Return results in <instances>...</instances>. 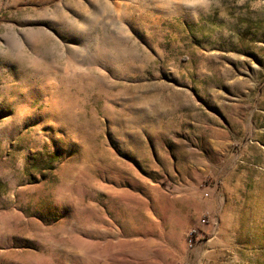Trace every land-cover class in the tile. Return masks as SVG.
<instances>
[{"label": "rangeland", "instance_id": "obj_1", "mask_svg": "<svg viewBox=\"0 0 264 264\" xmlns=\"http://www.w3.org/2000/svg\"><path fill=\"white\" fill-rule=\"evenodd\" d=\"M0 264H264V0H0Z\"/></svg>", "mask_w": 264, "mask_h": 264}, {"label": "built area", "instance_id": "obj_2", "mask_svg": "<svg viewBox=\"0 0 264 264\" xmlns=\"http://www.w3.org/2000/svg\"><path fill=\"white\" fill-rule=\"evenodd\" d=\"M191 234H193V230L191 231Z\"/></svg>", "mask_w": 264, "mask_h": 264}, {"label": "trees", "instance_id": "obj_3", "mask_svg": "<svg viewBox=\"0 0 264 264\" xmlns=\"http://www.w3.org/2000/svg\"><path fill=\"white\" fill-rule=\"evenodd\" d=\"M193 233H196L195 230H193Z\"/></svg>", "mask_w": 264, "mask_h": 264}]
</instances>
